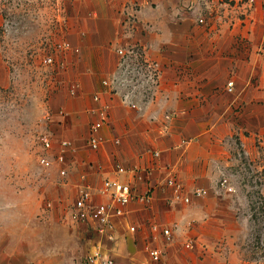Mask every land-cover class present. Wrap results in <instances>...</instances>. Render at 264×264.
I'll return each mask as SVG.
<instances>
[{"label":"rangeland","instance_id":"374dc122","mask_svg":"<svg viewBox=\"0 0 264 264\" xmlns=\"http://www.w3.org/2000/svg\"><path fill=\"white\" fill-rule=\"evenodd\" d=\"M263 9L264 0H0V264H80L96 247L110 249L116 264H264ZM115 41L114 76L129 79L120 89L152 95L178 74L191 89L182 100L196 104L194 127L211 134L206 152L193 146L199 157L174 166L190 200L156 194L155 216L170 237L154 239L147 225L145 234L108 240L71 221L73 184L101 179L72 180L65 164L38 160L48 154L44 139L55 149L79 127L86 143L91 126L105 121L96 106L100 119L80 124L65 102L102 65L108 51L99 43ZM110 81L99 84L107 90ZM159 113L174 115L167 105ZM199 188L205 192L193 195ZM152 246L158 260L148 255Z\"/></svg>","mask_w":264,"mask_h":264},{"label":"crops","instance_id":"0c3cea01","mask_svg":"<svg viewBox=\"0 0 264 264\" xmlns=\"http://www.w3.org/2000/svg\"><path fill=\"white\" fill-rule=\"evenodd\" d=\"M118 45L116 41L106 45L99 43V48H106L108 51L101 50L100 52L102 65L89 74L84 73L86 84L83 75L79 95L74 100L68 98L65 102L66 110L78 112L79 122L84 123L85 126L89 122L100 119L98 113L92 110L93 107L102 106L107 114L99 128L102 141L97 148L92 149L87 146L84 139L86 130H79V127L77 132H68V138L65 136V139L69 140L72 145L66 150L64 163L67 171L70 172L69 178L72 180H75L74 176L81 177L87 173L90 179L102 180L114 176L123 179L124 174H119L114 169V164L117 162L128 168L147 167L149 174H144V178L152 183L157 182L167 171L173 173L178 161L199 157V153L192 151V147H202L206 139L210 140L209 129L204 128L198 131L194 127L192 112L196 104L194 98L182 100V96L190 95L191 89L180 87L178 74H173L172 78L163 77L160 83L168 82L172 84V87L159 86L153 90L152 95L147 88L134 86L120 89L119 84L129 79L114 76L117 68L115 64H117L118 48L116 47ZM173 62L175 63V58ZM102 77L111 79L110 89H102L99 84ZM96 91H99L101 95L100 101L95 102L92 94ZM165 105L174 113L167 120L159 113ZM154 112H156L155 116ZM186 112H188L187 115H185ZM154 152L158 154L155 155ZM202 152H206V148L202 147ZM155 190V198L150 207L144 208L135 203L130 205L129 217L139 228L137 234H145L144 229L146 230L147 225L150 230L149 225L152 221L167 226L155 216L154 205L159 188ZM115 234L131 233L122 224L117 226ZM151 235L154 239L159 237V235L154 236L153 233Z\"/></svg>","mask_w":264,"mask_h":264},{"label":"built area","instance_id":"2783aa9c","mask_svg":"<svg viewBox=\"0 0 264 264\" xmlns=\"http://www.w3.org/2000/svg\"><path fill=\"white\" fill-rule=\"evenodd\" d=\"M253 0H250L252 3ZM261 18L264 20V9L261 11ZM200 22L203 19L199 20ZM51 61V57L47 58ZM229 89L231 82H229ZM264 86V84H263ZM94 99H98L95 95ZM99 122L94 123L90 128V136L87 138V146L96 148L101 144L102 138L99 134ZM53 142L49 139H44L43 148L48 151V154L39 157V162L43 166H52L55 162L60 164L65 163V153L70 148V141L62 139L56 143L55 149ZM155 155L158 152H154ZM114 169L119 174H124V178L106 177L101 182L94 186L89 183H74L76 196L71 201L67 211L68 218L76 223L90 225L97 234L112 240L115 230L118 225H124L126 230L131 233H137L138 227L130 220V205L132 203L139 204L141 207H150L154 198L156 188L162 191L169 192V200L177 201L180 196L188 202L189 195H181L182 183L174 176L171 171H167L157 182H149L144 178V174H149L147 167L132 166L125 167L119 163L114 164ZM64 173V169H62ZM205 190L195 189L193 195H200ZM151 232L156 235L165 237L171 236V229L160 222L152 221L149 225ZM99 245V243H98ZM189 247L190 243L186 242ZM148 255L153 260L160 258V249L152 246L148 249ZM80 264H116L114 257L109 252V249L103 251L96 247L93 251L87 252L80 260Z\"/></svg>","mask_w":264,"mask_h":264}]
</instances>
